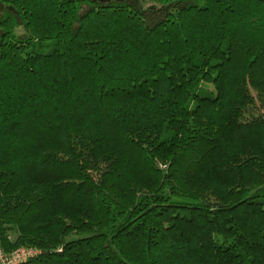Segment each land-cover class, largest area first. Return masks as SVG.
<instances>
[{"label": "trees", "instance_id": "1", "mask_svg": "<svg viewBox=\"0 0 264 264\" xmlns=\"http://www.w3.org/2000/svg\"><path fill=\"white\" fill-rule=\"evenodd\" d=\"M0 245L264 264V0H0Z\"/></svg>", "mask_w": 264, "mask_h": 264}, {"label": "built area", "instance_id": "2", "mask_svg": "<svg viewBox=\"0 0 264 264\" xmlns=\"http://www.w3.org/2000/svg\"><path fill=\"white\" fill-rule=\"evenodd\" d=\"M38 248L22 246L12 251H5L0 245V264H18L38 253Z\"/></svg>", "mask_w": 264, "mask_h": 264}]
</instances>
